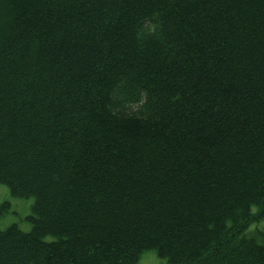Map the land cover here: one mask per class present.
<instances>
[{
	"label": "trees",
	"instance_id": "obj_1",
	"mask_svg": "<svg viewBox=\"0 0 264 264\" xmlns=\"http://www.w3.org/2000/svg\"><path fill=\"white\" fill-rule=\"evenodd\" d=\"M0 184V264H264V0H0Z\"/></svg>",
	"mask_w": 264,
	"mask_h": 264
},
{
	"label": "rangeland",
	"instance_id": "obj_2",
	"mask_svg": "<svg viewBox=\"0 0 264 264\" xmlns=\"http://www.w3.org/2000/svg\"><path fill=\"white\" fill-rule=\"evenodd\" d=\"M33 203L32 198L17 199L11 197L8 188L0 184V229L5 230L9 226L15 225L20 231L29 232L32 225L26 218L32 215ZM252 212H254V209H252ZM249 225L247 235H250L255 228V225ZM257 229H263L262 223L257 225ZM136 264H167V261L158 258L153 251H145L140 255Z\"/></svg>",
	"mask_w": 264,
	"mask_h": 264
}]
</instances>
